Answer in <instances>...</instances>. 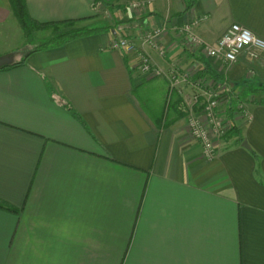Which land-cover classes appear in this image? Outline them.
<instances>
[{
    "label": "crops",
    "instance_id": "crops-1",
    "mask_svg": "<svg viewBox=\"0 0 264 264\" xmlns=\"http://www.w3.org/2000/svg\"><path fill=\"white\" fill-rule=\"evenodd\" d=\"M131 1L108 0L114 18L102 22L103 0H27L37 23L96 29L43 46L0 0V56L23 62L0 69V264H264V55L228 67L173 29L206 15L204 41L234 22L264 37V0H151L136 12ZM164 20L165 56L147 51L166 75L144 77L134 54L108 46ZM174 65L192 81L228 78L253 115L230 118L240 130L214 161L186 137Z\"/></svg>",
    "mask_w": 264,
    "mask_h": 264
},
{
    "label": "built area",
    "instance_id": "built-area-1",
    "mask_svg": "<svg viewBox=\"0 0 264 264\" xmlns=\"http://www.w3.org/2000/svg\"><path fill=\"white\" fill-rule=\"evenodd\" d=\"M151 3V0H136L130 2L128 8L133 12L144 11ZM206 17V15L192 17L183 24L174 25L173 29L183 37L187 46L194 45L200 48L205 55L223 61L228 67L237 63L242 56H246L251 61H257L264 55V37L237 22L232 23L215 43L202 40L195 32V27ZM169 30L168 21L164 20L160 24L145 29L137 37L124 35L116 37L108 46L113 50L134 54L136 56L134 67L142 76L166 75L153 60L147 47L165 56L166 48L161 44V39ZM247 74L248 77H253L255 72L249 69ZM167 77L170 82V95L175 90L182 94L183 100L179 107L186 114L190 137L200 141L206 160L214 161L218 156L216 146L233 126L232 120L225 117L226 107L232 101L238 103L239 116L247 121L253 118L246 107L245 100L241 94L237 93L238 90L232 87L228 78L218 79L206 75L192 81L189 73H182L178 65L172 67ZM182 83L190 84L195 91L187 96L182 92ZM201 100V113L197 114V106Z\"/></svg>",
    "mask_w": 264,
    "mask_h": 264
},
{
    "label": "rangeland",
    "instance_id": "rangeland-1",
    "mask_svg": "<svg viewBox=\"0 0 264 264\" xmlns=\"http://www.w3.org/2000/svg\"><path fill=\"white\" fill-rule=\"evenodd\" d=\"M107 1L108 0H103L104 3L103 4L99 3L100 5L96 9L99 17H101L98 19H101L102 22L103 21L109 22V21L113 20V18H114L113 12L111 10H109L107 7H105V5L107 4ZM133 1H136V0H133ZM98 2H99V0H98ZM55 27H57V29ZM72 28H75L74 23H58V24H53V25H49V26H46V25L41 26V28L38 29V27H35L32 22H29V32L26 31L24 28H23V30H24L25 34L27 35V40H30L29 45H34V44H40V43L47 42L50 39L59 40L61 35L64 34V32L66 30L72 29ZM236 90H238V89H236ZM237 93L241 94V92H239V91H237ZM167 102H169V101L167 100ZM167 104L169 105V103H167ZM237 104L238 103H235L232 101V103L226 107V111L224 114L226 115L225 117L227 119L235 118L236 115L237 116L240 115L239 114L240 111H239V108L237 107ZM233 113H234V115H233ZM187 127H188V123H187ZM229 132H230V130L227 133H229ZM186 137H188V139H190L189 132H188ZM223 138L224 137H222V139H220L219 144L216 146L217 154H218L222 144L224 145ZM202 156H203L204 160L207 161L203 155V152H202ZM207 162H209V161H207Z\"/></svg>",
    "mask_w": 264,
    "mask_h": 264
},
{
    "label": "trees",
    "instance_id": "trees-1",
    "mask_svg": "<svg viewBox=\"0 0 264 264\" xmlns=\"http://www.w3.org/2000/svg\"><path fill=\"white\" fill-rule=\"evenodd\" d=\"M98 2V0H96ZM11 2V7H12V11L15 14V16L17 17V19L19 20V22L21 23L22 27L29 32V22H32L33 25L35 27L38 26H47L49 23H37L36 21H33V19L30 17L29 13H28V9H27V0H10ZM50 24H58V23H50ZM49 24V25H50ZM57 29V27H56ZM96 29H92V28H79V29H68L64 32V34L61 35L59 40H54V39H50L47 42L43 43V46H46L47 44H62L66 41H68L69 39H72L74 37L83 35V34H87L89 32L95 31ZM23 62H13L10 65L4 66L2 69L5 68H9L11 66H15V65H19L22 64ZM207 74H203L202 76H206ZM211 76H214L218 79L221 78V76L219 74H212ZM249 80H244L243 83L248 84V87L253 88L254 84L250 85L249 84ZM234 104V103H233ZM234 115V113H233ZM233 123V122H232ZM240 129H238L236 124H233L232 128L230 129V133L234 132V133H238ZM0 206H7L4 203L0 202Z\"/></svg>",
    "mask_w": 264,
    "mask_h": 264
},
{
    "label": "water",
    "instance_id": "water-1",
    "mask_svg": "<svg viewBox=\"0 0 264 264\" xmlns=\"http://www.w3.org/2000/svg\"><path fill=\"white\" fill-rule=\"evenodd\" d=\"M14 62V55L13 54H7L0 56V69L4 66L10 65ZM244 146L249 147L247 143H244Z\"/></svg>",
    "mask_w": 264,
    "mask_h": 264
}]
</instances>
